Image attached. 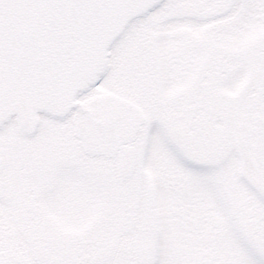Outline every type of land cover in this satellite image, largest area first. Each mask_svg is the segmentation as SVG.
Here are the masks:
<instances>
[{
  "label": "rangeland",
  "instance_id": "obj_1",
  "mask_svg": "<svg viewBox=\"0 0 264 264\" xmlns=\"http://www.w3.org/2000/svg\"><path fill=\"white\" fill-rule=\"evenodd\" d=\"M239 1L160 0L64 117L21 146L3 121L0 264H264V180L236 142L264 0Z\"/></svg>",
  "mask_w": 264,
  "mask_h": 264
},
{
  "label": "water",
  "instance_id": "obj_2",
  "mask_svg": "<svg viewBox=\"0 0 264 264\" xmlns=\"http://www.w3.org/2000/svg\"><path fill=\"white\" fill-rule=\"evenodd\" d=\"M158 0H0V120L60 117L108 46Z\"/></svg>",
  "mask_w": 264,
  "mask_h": 264
},
{
  "label": "flooded vegetation",
  "instance_id": "obj_3",
  "mask_svg": "<svg viewBox=\"0 0 264 264\" xmlns=\"http://www.w3.org/2000/svg\"><path fill=\"white\" fill-rule=\"evenodd\" d=\"M226 9H229V7L227 6ZM243 11V4L240 0L237 6V14L240 15ZM225 13H228L227 10ZM239 20H241V18H239ZM243 101H245L246 107L238 117L240 121L237 127L241 136L236 142H238L241 147H245L246 145L250 147L251 155L246 158L243 157L245 159L240 163L243 166V170H245L244 173L247 175V181H250L249 183L252 184L248 173L257 174L259 180H264V75L256 78L253 83H247V86L243 88ZM14 118L19 122L17 124L15 123L17 126L15 125L14 131H16L15 134L17 135L16 140H18L19 146H21L26 143V139H23L22 135H24V137L28 134L31 135L35 131L38 121L33 130L30 131L28 125H24L20 122L19 116H15ZM2 123L3 122H0V126ZM224 123L226 133L229 135V128H231L230 122L226 118ZM246 123L248 124L247 126ZM249 139L252 142L250 145L247 143ZM116 145L120 160L126 162L128 158V149L122 147V144L118 143V141ZM2 157L3 149L0 144V165L2 164Z\"/></svg>",
  "mask_w": 264,
  "mask_h": 264
}]
</instances>
